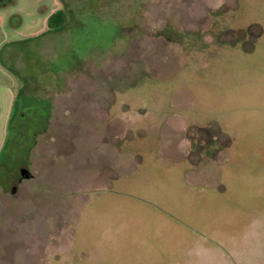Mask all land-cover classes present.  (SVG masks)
<instances>
[{
	"label": "rangeland",
	"instance_id": "1",
	"mask_svg": "<svg viewBox=\"0 0 264 264\" xmlns=\"http://www.w3.org/2000/svg\"><path fill=\"white\" fill-rule=\"evenodd\" d=\"M22 82L51 114L0 264H264V0H8L0 146Z\"/></svg>",
	"mask_w": 264,
	"mask_h": 264
},
{
	"label": "flooded vegetation",
	"instance_id": "2",
	"mask_svg": "<svg viewBox=\"0 0 264 264\" xmlns=\"http://www.w3.org/2000/svg\"><path fill=\"white\" fill-rule=\"evenodd\" d=\"M48 31L56 32L49 29ZM23 94L25 96L27 93L26 84L22 82L17 97L12 103L11 116L0 146V188L10 192L16 191L23 180L32 178L29 171L30 153L36 144L37 136L48 125L51 114L49 97L44 96L41 104L27 107V105L23 106L22 102L21 106L19 105L20 96ZM22 119L24 121L30 119L31 123L24 125ZM24 175L28 177H23Z\"/></svg>",
	"mask_w": 264,
	"mask_h": 264
},
{
	"label": "trees",
	"instance_id": "3",
	"mask_svg": "<svg viewBox=\"0 0 264 264\" xmlns=\"http://www.w3.org/2000/svg\"><path fill=\"white\" fill-rule=\"evenodd\" d=\"M65 23H66V16H65V12L63 10H58V11L54 12L47 19V27H48L49 30H52V31H59V30H61L64 27ZM159 32L162 33V31H159ZM220 32H222V31H220ZM198 34L199 33H197V35ZM159 35L165 37V34H159ZM202 41H203V38H202ZM183 48H184V51H185V48L186 47L184 46ZM190 48H194V49H190V50L195 51V52H201V51H203V52L205 51L206 52L209 49V48H207V46L206 47L205 46H200V44L199 45H192V46H190ZM205 131L208 132V130H205ZM188 138L191 141V153H190V155H192V156L197 155L198 152L203 149L200 146V143L201 142H197V141L196 142L195 141L193 142V139L191 138V136H188ZM212 141H214V140H212V138H211V139H208V141L205 142V143H203V144L204 145L205 144H209Z\"/></svg>",
	"mask_w": 264,
	"mask_h": 264
},
{
	"label": "crops",
	"instance_id": "4",
	"mask_svg": "<svg viewBox=\"0 0 264 264\" xmlns=\"http://www.w3.org/2000/svg\"><path fill=\"white\" fill-rule=\"evenodd\" d=\"M181 103H178V105H180ZM176 116V115H175ZM175 116H173V117H170V118H168V119H166L165 120V122H161V124H162V126H169L170 125V123L172 122V120L173 119H175V118H177V116L175 117ZM181 118V117H180ZM180 124H181V126H184V133H185V131H186V122L184 123L183 121H182V118H181V122H180ZM159 129H161V128H159ZM185 137V136H184ZM183 143L185 144V149H184V157H188L189 155H190V153H191V141L189 140V138L187 139L186 137H185V139H183ZM113 164H115V163H113ZM114 167H117V166H114ZM195 180V179H194ZM191 183H194V181L193 180H191Z\"/></svg>",
	"mask_w": 264,
	"mask_h": 264
},
{
	"label": "water",
	"instance_id": "5",
	"mask_svg": "<svg viewBox=\"0 0 264 264\" xmlns=\"http://www.w3.org/2000/svg\"><path fill=\"white\" fill-rule=\"evenodd\" d=\"M7 1H8V0H0V5H1V6H4V5L6 4ZM26 172H27V171H26ZM23 177H28V176L24 175Z\"/></svg>",
	"mask_w": 264,
	"mask_h": 264
}]
</instances>
